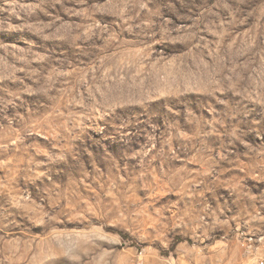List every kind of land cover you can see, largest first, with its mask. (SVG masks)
I'll list each match as a JSON object with an SVG mask.
<instances>
[{
	"label": "rangeland",
	"instance_id": "obj_1",
	"mask_svg": "<svg viewBox=\"0 0 264 264\" xmlns=\"http://www.w3.org/2000/svg\"><path fill=\"white\" fill-rule=\"evenodd\" d=\"M0 264H264V0H0Z\"/></svg>",
	"mask_w": 264,
	"mask_h": 264
}]
</instances>
